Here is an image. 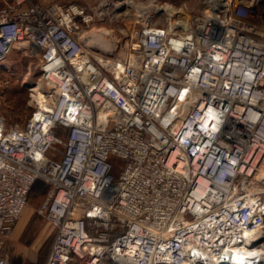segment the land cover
I'll list each match as a JSON object with an SVG mask.
<instances>
[{"label": "built area", "instance_id": "2783aa9c", "mask_svg": "<svg viewBox=\"0 0 264 264\" xmlns=\"http://www.w3.org/2000/svg\"><path fill=\"white\" fill-rule=\"evenodd\" d=\"M0 2V67L27 42L45 85L23 126L0 111V264H23L3 239L38 179L56 230L45 264H186L264 228V0L148 23L129 56L99 60L78 4Z\"/></svg>", "mask_w": 264, "mask_h": 264}, {"label": "rangeland", "instance_id": "374dc122", "mask_svg": "<svg viewBox=\"0 0 264 264\" xmlns=\"http://www.w3.org/2000/svg\"><path fill=\"white\" fill-rule=\"evenodd\" d=\"M51 1L78 4L85 10L84 17L80 18V36L100 27L112 30L115 40L117 39V45L112 52L96 44L89 46L90 48L84 46L97 60L103 57H127L138 40L139 31L148 23L153 26H168L171 23L169 11L165 8L168 4L176 10L173 16L175 22L187 24L189 19H202L206 9L212 5V0ZM38 62V56L17 47L0 67V111L9 126H23L39 105L33 90L41 81ZM252 186L264 189V180L257 181ZM37 199L26 205L17 224L3 239V253L23 264H45L56 234L54 226L39 213L43 200ZM28 208H32V213L19 229L18 224Z\"/></svg>", "mask_w": 264, "mask_h": 264}, {"label": "bare ground", "instance_id": "6f19581e", "mask_svg": "<svg viewBox=\"0 0 264 264\" xmlns=\"http://www.w3.org/2000/svg\"><path fill=\"white\" fill-rule=\"evenodd\" d=\"M134 4V3H133ZM212 4L216 5L217 0H212ZM169 5V4H168ZM166 6V10L169 11L171 25H175L178 22L174 20V14L176 10L170 6ZM146 8V7H145ZM142 12V11H141ZM205 14L210 15L209 9H206ZM189 21V20H188ZM181 23V22H179ZM187 25L186 22L183 23ZM116 37L111 29L107 27L92 29L87 33H83L81 39L84 41V46L91 47L92 45H100L103 49L113 51L116 47ZM27 42L18 43L17 46H26ZM99 46V47H100ZM89 47V48H90ZM100 49V48H99ZM130 55V54H129ZM128 55V56H129ZM3 63L1 64V66ZM43 82L40 81L38 86H35V96L38 98L39 103L43 106L45 102V95L43 89ZM43 89V90H42ZM43 92V94H42ZM257 181L264 180V163L261 165L257 175ZM245 242L240 246H236L232 249L230 254L216 255L211 253L205 248L194 247L186 264H194L197 261V257L207 260L208 264H264V228L256 231H248L245 233Z\"/></svg>", "mask_w": 264, "mask_h": 264}, {"label": "crops", "instance_id": "0c3cea01", "mask_svg": "<svg viewBox=\"0 0 264 264\" xmlns=\"http://www.w3.org/2000/svg\"><path fill=\"white\" fill-rule=\"evenodd\" d=\"M48 190H49V183H47L43 179H38L37 182L34 184L32 191L30 192L28 203H30L31 201H33L35 198L36 199L39 198L42 201L43 198L46 196ZM30 213H32V208H28L25 211L24 215L22 216V219L20 220V222L18 224V228L19 229L28 220V218L31 215Z\"/></svg>", "mask_w": 264, "mask_h": 264}, {"label": "trees", "instance_id": "16d2710c", "mask_svg": "<svg viewBox=\"0 0 264 264\" xmlns=\"http://www.w3.org/2000/svg\"><path fill=\"white\" fill-rule=\"evenodd\" d=\"M31 116V115H30Z\"/></svg>", "mask_w": 264, "mask_h": 264}]
</instances>
